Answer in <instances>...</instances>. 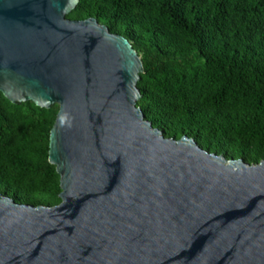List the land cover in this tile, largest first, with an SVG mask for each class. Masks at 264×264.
Wrapping results in <instances>:
<instances>
[{"label":"water","instance_id":"water-1","mask_svg":"<svg viewBox=\"0 0 264 264\" xmlns=\"http://www.w3.org/2000/svg\"><path fill=\"white\" fill-rule=\"evenodd\" d=\"M79 0H0V93L58 106V205L0 194V264H264V160L164 138L146 121L142 62Z\"/></svg>","mask_w":264,"mask_h":264},{"label":"trees","instance_id":"trees-1","mask_svg":"<svg viewBox=\"0 0 264 264\" xmlns=\"http://www.w3.org/2000/svg\"><path fill=\"white\" fill-rule=\"evenodd\" d=\"M66 17L93 18L130 43L143 67L136 106L164 138L264 160V0H79ZM57 111L0 93V194L17 204L60 203L48 162Z\"/></svg>","mask_w":264,"mask_h":264}]
</instances>
